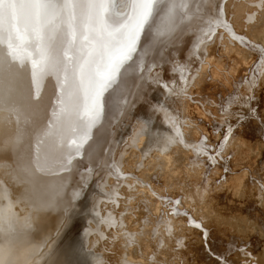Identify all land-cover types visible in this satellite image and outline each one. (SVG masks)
<instances>
[{"label": "snow or ice", "instance_id": "6c2138e0", "mask_svg": "<svg viewBox=\"0 0 264 264\" xmlns=\"http://www.w3.org/2000/svg\"><path fill=\"white\" fill-rule=\"evenodd\" d=\"M226 4L227 0H0V134L4 137L0 170L9 178L0 180V264H187L180 258L186 240L177 225L185 220L199 230L206 246V216L239 233L245 264H264V252L253 255L249 243L258 234L264 245V219L256 223L239 216H217L215 208L216 193L241 192L249 177L247 169L229 166L241 146L244 122L257 121L264 134V112L251 106L252 96L230 95L221 104L223 124L214 133L215 143L191 121L181 119L180 110L158 103L151 110L162 113L163 128L152 116L136 118L119 158L120 141L115 148L103 147L113 126L109 113L114 97L119 94L118 113L123 116L133 95L126 87L129 76L142 82L137 88L156 84L164 90L165 100L179 98L181 108L184 100L196 103L190 90L202 80L223 75L209 48L216 39L223 43L225 35L233 48L239 45L255 56L244 83L249 89L257 86V80L264 85V40L258 42L234 29L238 7L245 33L264 25V0H240L232 5L230 16H226ZM188 33L195 34V41L187 58L181 62L174 57L170 65L178 86L176 80L162 79L165 68L160 60L167 48ZM46 77L55 81V102L46 123L38 126L34 117L40 95L35 85ZM234 105L246 109V114L234 112ZM189 129L198 133L194 142L186 139ZM133 152L139 153L141 161L137 172L151 167L148 161L156 157L157 175L165 169L174 174L173 155L179 160L186 153L193 159L185 168L183 183L173 180L154 189L125 170L126 156ZM102 155L108 156L107 164ZM85 157L89 164L81 172L77 165ZM93 160L103 169L98 181L102 198L93 199L94 215L84 237L94 234L96 242L71 238L54 251L51 236L37 239L39 214L62 213L59 235L86 196ZM109 179L116 182L111 190H107ZM250 179L264 205V174L259 180ZM10 184L22 186V196L14 197ZM120 188L128 194L122 197ZM169 190L178 191L179 196L169 198ZM141 193L164 205V213L153 219L145 207V216L132 230L124 223L132 215L127 205ZM121 200L125 209L115 215L98 210L106 203L118 209ZM145 241L152 245L147 255ZM231 245L221 253L208 250L215 264H229Z\"/></svg>", "mask_w": 264, "mask_h": 264}, {"label": "bare ground", "instance_id": "6f19581e", "mask_svg": "<svg viewBox=\"0 0 264 264\" xmlns=\"http://www.w3.org/2000/svg\"><path fill=\"white\" fill-rule=\"evenodd\" d=\"M221 2V1H220ZM240 0H227V4L225 6V12L226 16H230L232 12V5L233 4H239ZM237 12V17H236V22L234 24V29L237 31V34L239 35H248L252 37L253 39L257 40L258 42L261 40H264V25H258L253 28H250L248 33H245L243 29V24L241 21V9L238 7L236 9ZM209 52L216 57V60L213 61L214 65H217L220 69L223 68L222 66L225 65V59L229 61V64H231V67L233 69H238L240 64H248L251 61L254 60V57L252 54H250L247 50L241 48L239 45H236V47H232L229 38L227 35H225V39L223 43L219 39L215 40V43L212 44L209 48ZM164 54V53H163ZM166 59V57H165ZM164 59V60H165ZM167 61V59L165 60ZM169 61V60H168ZM166 67V66H165ZM230 68V67H229ZM235 72V71H234ZM233 73V71H232ZM231 73V75H233ZM229 74H226V76ZM167 75H162V79L166 78ZM205 80L200 81L196 86L195 89L200 87ZM55 84L54 80H51L50 78H44L43 80H40L37 82V85L35 87L39 88V92L42 96L40 98L39 105L40 108L36 109V116L34 117V120L38 126H43L46 123L47 119V109L46 106L49 102H51L52 99V88L53 85ZM257 84L261 86L262 84L260 83L259 80H257ZM151 88H154L155 94L151 95L153 98V103L154 106L157 105L158 103H161L160 99V92L162 93V88H156L154 86H151ZM263 88V87H262ZM51 90V91H50ZM259 91V90H258ZM257 91V92H258ZM152 92V91H151ZM192 92V91H191ZM162 94H165L164 92ZM255 94V93H254ZM171 98V103L172 106L177 108L178 110L181 111V119H187L189 116V113H192L190 109V104L187 102H183V107L181 108L180 100L175 99L174 97ZM162 103H164L166 106L169 105L166 103V100H163ZM38 104V103H37ZM264 112V101H263V111ZM149 116H152L153 119L157 122L158 120V115H154V113L151 110L146 109V107H142L140 110H138L137 113L134 114V116L131 119H126L125 122L128 121V124L124 123L123 125L120 126L121 130L117 131V136L115 138V142L113 144V148L116 146V142L120 141V149L118 150L117 158H119V151H122L124 148V141L127 139L128 136L131 135L132 131V124L135 122L136 118H148ZM43 117V118H42ZM42 118V119H41ZM188 119L191 120V123L194 124L200 131H207L206 126L202 127L199 126L197 123H193V118L190 116ZM197 122V121H196ZM163 128V125L158 123ZM245 128V127H244ZM243 131V130H242ZM186 139L189 141L194 142L198 138V133L194 130H186ZM246 132H243V135L240 137L241 139V146L238 150V152L233 156V159L231 160L232 164H239L243 163L246 158H250L253 155H259L261 153V148H262V143H259L258 141L253 143L251 142L250 138H246L245 135ZM209 134L212 142L214 141L215 137L211 136V133ZM252 140V139H251ZM145 144L147 143V140L144 142ZM143 146V145H142ZM230 155H232L230 153ZM127 163L125 165V170L127 172H130L133 176H138L141 180L152 184L154 189H161L164 188L167 184L171 183L173 180L179 181L180 183L184 182V176H185V168L186 166L191 162L193 159L192 157L188 156L186 153L181 154L179 160L177 159L176 155H173V163L176 165L174 174L169 175L167 172V169L164 170L161 175H157V166L159 161L157 160L156 157H153L148 161V164L151 165V167H146L143 172H137L136 169L140 166L141 161L139 160V153L133 152L130 153L129 155L126 156ZM251 159V158H250ZM108 163V161L106 162ZM242 166V165H241ZM161 176L164 178L161 179ZM157 178V179H155ZM74 180L78 179V176L75 178L73 177ZM156 180V182H154ZM98 181L97 180H90L89 185L87 188V193L86 196L83 200L79 201L76 207H80V209L76 208L77 210V216L72 217L69 220L68 223L65 224V227L60 229V232H62L61 236L55 237L54 232L55 228L54 226L58 224L59 217L62 216V213L60 211H51V212H42L39 214L38 218V225L40 227V239L45 237V236H51L52 237V248L54 251H58L63 248V241L61 240V237L63 236L64 231L66 228H68V234L72 231H78L80 234L79 240L88 242V239L91 240L92 243L96 242V236L93 234L90 238H85L84 237V230L89 228L88 225V220L93 218L94 213H92V205H93V199L94 197H100L102 198V192L101 188L98 186ZM246 180H244L243 188L241 189V192L233 193L229 192V195L232 196V198H240L243 199L245 196H251L254 194L253 189L247 187V183H245ZM107 184L109 188L107 190H111L112 188L115 187V180L109 179L107 180ZM127 190L125 188H120V195L123 197L127 195ZM226 194V193H225ZM166 195L169 198H176L179 196L178 191H172L169 190ZM228 195V196H229ZM230 196V197H231ZM219 192L216 193L215 195V208H216V214L217 216H224V217H243L246 218V216L243 215V213L240 211V213L232 212L227 204L224 203V201H221L219 198ZM222 198V197H221ZM145 200L148 201L147 204H145ZM147 207L148 212L151 214V217L153 219H156L160 216L163 215L164 213V205H161L159 201L155 200L152 198L150 195L141 193L140 195L134 196V199L130 204L127 205V210L129 212H132V215L126 216L124 219V223L132 230H135V226L137 224V221L140 219H143L145 216L144 209ZM264 207V205H262ZM125 209V204L124 201H120V208L118 209H113L110 204H102L99 206L98 210L101 211V214H104L105 211H113V214L115 215L116 212H121L124 211ZM133 209H136V211H132ZM159 209V211H157ZM87 212L89 215H85L84 213ZM58 213H60L58 215ZM76 213V212H75ZM264 213V209H263ZM58 215V216H57ZM248 220V219H247ZM205 222L208 224V232H209V237L212 236H221L225 237L231 233V235H237V238L239 237V233L234 234L232 232L231 227H225L222 224H219L216 220L215 217L213 216H206L205 217ZM96 225H92V230L94 231ZM181 236L186 240V249L180 254V258L182 260L187 261V264H200L199 260L196 257V253L198 252L200 248V244L202 242V236L199 233V230L191 228L190 226L187 225V222L185 220H181L178 225H177ZM107 232V229L105 230ZM77 233V235H78ZM71 235V234H70ZM67 236V235H66ZM68 237V236H67ZM76 237V236H75ZM208 237V238H209ZM70 237H68L69 240ZM74 238V237H73ZM71 239V238H70ZM67 240V241H68ZM208 242V241H207ZM59 243V245L57 244ZM56 244L58 245L57 247ZM101 244H103V241H101ZM152 247L150 243L145 241V245L143 248V251L145 255L148 254L149 249ZM264 252V248L262 250H259L256 254L253 255H259L260 253ZM243 255V253H242ZM135 258V257H134ZM233 259H243L241 257V254L239 252L235 253V257ZM193 261V262H192Z\"/></svg>", "mask_w": 264, "mask_h": 264}, {"label": "rangeland", "instance_id": "374dc122", "mask_svg": "<svg viewBox=\"0 0 264 264\" xmlns=\"http://www.w3.org/2000/svg\"><path fill=\"white\" fill-rule=\"evenodd\" d=\"M221 0H215L216 3H220ZM195 41V34L188 33L184 35L182 38L177 39L173 46L167 48L164 51L163 59L160 60L161 63H163L165 71L163 75H167L166 78L163 80L166 82H171L172 80H176L177 85L179 86V80L178 77L173 75L170 71V65L173 61V58H178L181 62H183L188 55V52L190 51L193 42ZM255 60V56L252 55ZM167 61H165L166 59ZM165 59V60H164ZM169 60V61H168ZM225 65H223L221 68L223 75L220 79H214L212 81L205 80L204 83L195 89L192 88L189 92V95L194 98L196 103H194L191 100H184V102L190 104V109L192 110V113H189V116L187 119L191 116L193 118V123H197L199 126L205 127L207 131H203L204 133H211L212 137H215L214 133L216 132V129L223 124V118L221 117V104L227 100V98L231 96H240V97H248L252 96L253 99L249 102L252 107H255L257 109V112L260 113L263 111V101H264V85L257 86L253 89H249L248 85L244 83V77L245 73L248 71V66L252 63V61L248 64H240L238 69H233L231 67V64H229L228 60H224ZM166 66V67H165ZM195 66V65H193ZM230 67V68H229ZM233 71V73H232ZM235 71V72H234ZM231 73L233 75H231ZM226 74H229L226 76ZM142 82L137 79L134 76H129L128 83L126 85L127 88H130L133 92V95L129 96V105L127 108L124 109V115L119 116L118 108H119V94H117L116 97H114L111 112L109 113V120L112 122L113 126L108 129V131L111 133L110 135L106 134L107 143L103 145V147H108L110 144L113 147V144L115 142V138L117 136V131L121 130L120 126L124 123L128 124V121L126 119H131L135 113L138 112L142 107H146V109L151 110V106H154L152 94H155V89L151 88V86H154L156 88H161L157 86L156 84H144L143 88H137L136 85L141 84ZM55 84L53 85L52 90V99L51 102H49L46 106L47 114L50 115L52 106L55 102V96L53 95ZM263 87V88H262ZM50 90V91H51ZM259 90V91H258ZM152 91V92H151ZM192 91V92H191ZM258 91V92H257ZM164 90L162 89V93ZM160 92V99L161 103L163 100H165V94H162ZM255 93V94H254ZM40 98H42L43 95L40 94ZM179 99V98H175ZM180 100V99H179ZM242 102V101H241ZM38 103V104H37ZM36 103V109L40 108L39 102ZM166 103L169 105H172L171 98L166 100ZM235 111H240L243 114H246V109H238L236 105L233 106L232 109ZM152 111V110H151ZM154 115H158L157 122L160 123L162 120V113H154ZM43 118V117H42ZM41 118V119H42ZM191 121L190 119H188ZM197 121V122H196ZM234 122V120L232 121ZM161 124V123H160ZM194 125V124H193ZM31 125H29L30 127ZM245 127V128H244ZM243 132H246V138L248 136V140L253 143L259 142L262 143V150L259 155H253L250 158H246L243 163L239 164H232L231 160L229 161V166L236 168L237 170L240 169H247L249 172V177L245 178L247 183V187H251V177L255 176L257 180L260 179L261 175L264 174V134L261 133L259 123L255 120H246L244 122ZM4 137L2 134H0V143H2ZM252 139V140H251ZM213 143H215V139H213ZM34 142V141H33ZM104 161L105 164L108 161L107 155H102L100 157ZM89 161L87 157L83 161H81L77 167L78 169L83 172L84 169L88 166ZM242 165V166H241ZM92 167L94 169V172L92 174L91 180H97L102 175L103 169L97 168V162L95 160L92 161ZM76 178L77 176L74 175ZM157 179V178H155ZM0 180H4L8 182L9 178L4 175L3 170H0ZM156 182V180H154ZM13 196H22L23 194V187H15L11 184L9 185ZM226 193V194H225ZM258 191L254 193L251 196H245V198H232L231 195L227 191H221L219 192V198L221 201H224L225 204L229 207V209L232 212L240 213V211L243 213L244 216L249 221H254L256 223H259L262 219H264V213L262 207V204L257 199ZM229 195V196H228ZM231 196V197H230ZM222 197V198H221ZM78 204V203H77ZM77 206V205H76ZM81 206L76 207L80 209ZM77 210L72 214L74 217L77 216ZM58 212V210L56 211ZM60 213H58L59 215ZM57 215V216H58ZM63 219V216L59 217L58 224L54 226L55 231L54 235L55 237L61 236L62 232L57 235V228L60 227L61 220ZM70 220V219H69ZM67 221V223L69 222ZM72 220V219H71ZM65 227V225H64ZM68 228L63 233V236L61 237V240L63 241V247L65 243L68 240V237L70 238H80V234L78 231H71L70 234H68ZM78 233V235H77ZM68 237H67V236ZM76 236V237H75ZM237 235H231V233L225 237H221L219 235L212 236L208 238L207 245L205 246L204 243L200 244V248L198 252L196 253V257L199 260L200 264H215V258L213 255L209 254L208 250H212L215 253H221L224 249L229 247V242H232L231 245V252L229 254V264H245L244 261V255H242L241 252H239V248L243 246V243L240 238L236 237ZM69 238V239H70ZM37 239H40V236L37 237ZM249 243L252 245V251L253 254H256L259 250H262L264 248V245L261 243V238L258 234H253L249 238ZM59 245V243H57ZM56 244L55 247L58 245ZM239 252L241 254V257L243 259H233L235 257V253ZM193 262V261H192Z\"/></svg>", "mask_w": 264, "mask_h": 264}]
</instances>
